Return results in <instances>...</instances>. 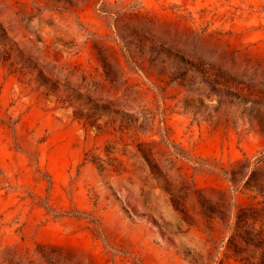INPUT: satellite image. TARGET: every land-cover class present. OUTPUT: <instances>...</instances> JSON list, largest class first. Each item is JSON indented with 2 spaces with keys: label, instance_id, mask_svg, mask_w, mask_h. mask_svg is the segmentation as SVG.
Instances as JSON below:
<instances>
[{
  "label": "rangeland",
  "instance_id": "374dc122",
  "mask_svg": "<svg viewBox=\"0 0 264 264\" xmlns=\"http://www.w3.org/2000/svg\"><path fill=\"white\" fill-rule=\"evenodd\" d=\"M0 264H264V0H0Z\"/></svg>",
  "mask_w": 264,
  "mask_h": 264
}]
</instances>
